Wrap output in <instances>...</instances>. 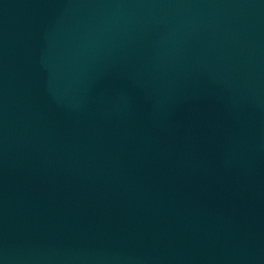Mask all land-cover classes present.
Wrapping results in <instances>:
<instances>
[{
	"label": "water",
	"instance_id": "95a60500",
	"mask_svg": "<svg viewBox=\"0 0 264 264\" xmlns=\"http://www.w3.org/2000/svg\"><path fill=\"white\" fill-rule=\"evenodd\" d=\"M0 264H264V0H0Z\"/></svg>",
	"mask_w": 264,
	"mask_h": 264
}]
</instances>
